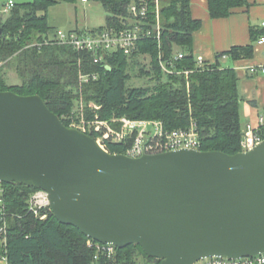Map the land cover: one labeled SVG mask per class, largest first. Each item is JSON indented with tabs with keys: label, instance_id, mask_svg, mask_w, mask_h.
Here are the masks:
<instances>
[{
	"label": "water",
	"instance_id": "95a60500",
	"mask_svg": "<svg viewBox=\"0 0 264 264\" xmlns=\"http://www.w3.org/2000/svg\"><path fill=\"white\" fill-rule=\"evenodd\" d=\"M0 182L45 190L60 223L160 264L264 252V139L132 157L66 126L40 95L0 90Z\"/></svg>",
	"mask_w": 264,
	"mask_h": 264
},
{
	"label": "trees",
	"instance_id": "16d2710c",
	"mask_svg": "<svg viewBox=\"0 0 264 264\" xmlns=\"http://www.w3.org/2000/svg\"><path fill=\"white\" fill-rule=\"evenodd\" d=\"M60 1L75 0L14 2L8 14L0 17V90L40 95L68 126L64 116L73 110L81 85L87 118L94 117V110L88 108V103L94 101L100 105L96 110L100 119L110 120L114 116L155 119L168 131L183 129L194 122L200 150L229 154L241 150L239 141L244 128L238 77L231 66L221 65L220 60L224 55L232 60L252 56L253 42L264 34L263 25L249 27V45H235L217 53L213 62L199 65L192 52V32L201 22L191 16L190 0H160L159 42L154 38L143 39L132 53H109L105 63H95L91 54L80 53L71 46L43 43L52 33L47 23L48 8ZM94 1L100 2L106 11L105 26H119L128 16L127 7L133 0ZM247 4L246 0H208V12L212 18L225 17L234 7ZM154 9L152 2L147 19L150 27L157 23ZM141 53L151 55L149 74L153 84L129 87L126 85L129 59ZM178 53L182 54L180 59L175 58ZM161 62L172 72L163 70ZM10 64L20 79L17 84L10 85L4 78L2 68ZM79 71L90 76L81 84ZM133 140L134 136L107 142L105 148L113 153H126ZM0 185L7 210L14 214L7 219L5 249L0 239V256L5 252L8 264L111 263L105 257L95 259V251L86 245L88 237L76 227L60 223L51 211L44 219L29 211L27 199L35 187L14 182ZM116 263L160 264V260L147 256L139 245L132 243L116 247Z\"/></svg>",
	"mask_w": 264,
	"mask_h": 264
},
{
	"label": "built area",
	"instance_id": "2783aa9c",
	"mask_svg": "<svg viewBox=\"0 0 264 264\" xmlns=\"http://www.w3.org/2000/svg\"><path fill=\"white\" fill-rule=\"evenodd\" d=\"M153 2L155 5V15L157 23L149 26L148 12L149 6ZM13 6L9 1L3 6V11L8 12ZM128 16L123 18L121 25H107L102 29H91L86 32L76 30H63L57 28L52 37H46L44 44H59L71 46L78 52L89 53L96 63H105L106 55L118 51L124 54L132 53L137 43L143 39L154 38L160 41V26L158 23L159 0H133L128 5ZM264 26V22H262ZM264 42V34L256 41L257 44ZM182 56L178 53L175 58ZM202 65V61H197ZM162 68L166 72H172L164 63ZM249 72H261L264 75V65H252ZM89 75L79 73L80 84L89 79ZM96 77L95 74L92 75ZM99 108V107H96ZM120 124V129L114 125ZM85 133L96 134V141L105 148L107 142H119L127 137L134 136L130 147L127 148L126 155L137 157L143 153L153 154L181 148L200 149L198 131L194 122L185 128L166 130L159 120L132 119L126 116H114L110 120L99 119L98 115L91 121L82 120L73 124ZM93 136V135H92ZM264 139V110L259 112L255 122L245 125L241 139L239 141L241 151L252 149L254 145ZM27 199V208L39 219L47 218L51 211L48 194L45 190L36 188ZM13 214V213H12ZM11 214V215H12ZM7 210L3 198V188H0V239L3 248L6 246L8 217L11 216ZM14 215V214H13ZM88 248L95 251L94 258L105 257L110 260V264L116 263V246L110 243H102L92 238L87 239ZM0 264H8L5 252L0 256ZM119 264V263H118ZM192 264H264V252L255 256H244L240 258H227L222 256H208L200 258Z\"/></svg>",
	"mask_w": 264,
	"mask_h": 264
},
{
	"label": "crops",
	"instance_id": "0c3cea01",
	"mask_svg": "<svg viewBox=\"0 0 264 264\" xmlns=\"http://www.w3.org/2000/svg\"><path fill=\"white\" fill-rule=\"evenodd\" d=\"M9 1L13 2L8 0L5 4ZM246 2L247 6L234 7L228 16L212 18L208 12V0H190L191 16L201 22L200 27L192 32V52L196 61L213 62L217 53L235 45H249V27H260L264 22V0ZM253 44L254 52L249 58L232 60L224 55L220 60L221 65L231 66L238 77L242 128L255 122L258 113L264 110V75L248 71L252 65H264V42Z\"/></svg>",
	"mask_w": 264,
	"mask_h": 264
},
{
	"label": "rangeland",
	"instance_id": "374dc122",
	"mask_svg": "<svg viewBox=\"0 0 264 264\" xmlns=\"http://www.w3.org/2000/svg\"><path fill=\"white\" fill-rule=\"evenodd\" d=\"M8 0H0V17L4 18L8 12L3 11V6ZM13 2H26L31 0H12ZM3 5V6H2ZM106 11L101 3L94 0H75V1H60L48 8L47 23L51 27L52 33L55 29L60 28L63 30H76L86 32L95 29L99 26H105ZM49 33V37H52ZM38 44V43H33ZM68 46V45H67ZM160 57V54L158 55ZM130 64L126 71L129 75L126 85L129 87L151 86L153 81L150 79L151 75L149 70L151 68V55L149 53H141L129 59ZM162 63V62H161ZM2 62H0V65ZM4 78L8 84H17L20 82L19 77L12 64L4 66ZM164 70V69H163ZM81 71H79L80 73ZM186 74L188 71H184ZM82 73V72H81ZM79 99L75 101L73 110L65 115L70 127H75L74 123H79L82 118L85 121H91L98 115L100 105L94 101L88 103V108L94 110V117L87 118L86 106L83 102L81 85L79 86ZM99 107V108H96ZM99 118V117H98ZM100 119V118H99ZM137 120V118H135ZM144 119V118H140ZM150 120V119H148ZM153 120V119H151ZM116 129H120V124L114 125ZM1 188V185H0Z\"/></svg>",
	"mask_w": 264,
	"mask_h": 264
}]
</instances>
